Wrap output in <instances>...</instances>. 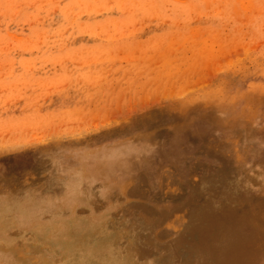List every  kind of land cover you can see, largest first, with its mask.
Returning <instances> with one entry per match:
<instances>
[{"label": "rangeland", "instance_id": "374dc122", "mask_svg": "<svg viewBox=\"0 0 264 264\" xmlns=\"http://www.w3.org/2000/svg\"><path fill=\"white\" fill-rule=\"evenodd\" d=\"M0 200V264H264V0H0Z\"/></svg>", "mask_w": 264, "mask_h": 264}, {"label": "bare ground", "instance_id": "6f19581e", "mask_svg": "<svg viewBox=\"0 0 264 264\" xmlns=\"http://www.w3.org/2000/svg\"><path fill=\"white\" fill-rule=\"evenodd\" d=\"M118 164H121V162L120 161L116 162V163L107 162V163H102V164L98 163L92 170L88 171L85 174L76 176L71 181H69L68 184L72 188L76 187L75 189H77L79 192H82L81 190H79V187H77V186H84L86 181L90 177L95 176L97 174L104 173V172H110L111 173V171H113V168H115ZM83 190H84V188H83ZM83 192H85V191H83ZM36 199H37L36 203L29 204V205L21 208V210L18 212V215L19 216L22 215L27 219L36 218V216L42 210L53 209L57 205V204H55V202H53L50 199H42V198H36ZM7 205H8L7 201L0 200V213L2 212V210H4V208ZM96 230H97V225L94 223L79 222V223H76L73 225L71 224V225H67V226L66 225L61 226L60 228H58V231H55V234L53 233L52 238L56 239V241L62 243L63 245L66 244L67 242L74 240V239L80 238L82 244L81 243H79V244L83 245V244H85L84 242H85L86 238L91 236L92 234H94ZM235 236L236 235L233 233H230L229 235L223 236V237H225L226 242L223 243V245L221 247H219L220 250H222V247L225 250L223 255H221V258H218V257L214 258L212 256L202 257L201 261H197V264H241L239 262L238 256L229 258L228 254H227L229 252V250H234V249L239 250L242 248L243 241L242 242L239 241L238 239L235 238ZM80 239H78V240H80ZM215 251H217V250H215ZM85 258H86L88 264H95L94 263L95 261L93 262L94 259L95 260L98 259L99 264H127L121 259L122 257L114 259L112 257L111 252H107V251H105V249H103L102 252L99 254V256H96V257L92 256L91 253L87 251ZM209 259H212V262ZM77 261H78V259H77Z\"/></svg>", "mask_w": 264, "mask_h": 264}]
</instances>
